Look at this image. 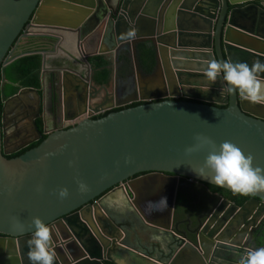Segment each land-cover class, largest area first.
Masks as SVG:
<instances>
[{"label": "water", "instance_id": "water-1", "mask_svg": "<svg viewBox=\"0 0 264 264\" xmlns=\"http://www.w3.org/2000/svg\"><path fill=\"white\" fill-rule=\"evenodd\" d=\"M21 37L34 39L35 45H56L75 67L92 57L109 61L128 45L138 86L116 106L143 103L97 120L90 117L102 105L81 106L70 128L61 124L45 132L38 146L8 159L31 141H19V148L9 152L6 117L17 113L24 120L26 113L19 112L17 101L22 104L21 97L27 102L32 95L33 106L26 111L37 118L44 96L38 88H23L5 97L2 77L0 264H29L34 217L50 227L55 264H239L252 250L236 240L244 208L223 200L191 229L174 231L170 224L179 181L231 192L191 170L203 164L208 152L186 153L197 134L217 146L235 144L253 157L254 166L264 168V104L243 100L238 93L220 95L223 81L210 85L203 77L213 59L249 65L264 61V0H0V66L39 55L43 88L47 60L59 66L57 54L13 53ZM73 43L79 56L68 48ZM139 44L154 51L153 71L143 77L137 71ZM57 66L74 81H61L62 93L77 92L76 83L88 80L75 68ZM259 75L264 78V73ZM27 119L39 135L34 120ZM78 181L87 184V192L79 190ZM61 188L68 189L66 198L58 196ZM164 189L171 195L168 212L158 219L143 216L139 204ZM249 197L264 206V192ZM14 219L22 231L13 230ZM142 230L161 236L167 253L156 256L136 245Z\"/></svg>", "mask_w": 264, "mask_h": 264}, {"label": "flooded vegetation", "instance_id": "flooded-vegetation-1", "mask_svg": "<svg viewBox=\"0 0 264 264\" xmlns=\"http://www.w3.org/2000/svg\"><path fill=\"white\" fill-rule=\"evenodd\" d=\"M19 41L20 44L17 47L14 46L11 48L13 53L22 54L32 50L40 51L43 54L56 53L58 57L57 62L61 66H57L55 64V60L48 58L47 70L45 71V86L43 88L40 85L37 87L40 89L39 94H41V97L42 94L44 96V98H41L40 101V113L37 118L34 117L35 114H33V111L30 114H27L26 111V109L33 106L34 99L32 95H30V99L27 102L22 97V104H20L21 100L17 101L19 112L22 111L27 114L23 115V118L25 117L24 120L22 119V121H20V117L17 119V113L10 117H6L5 125L7 126V134L5 137V143L7 148L10 150L9 152L19 148V145H17L19 141L25 139L31 141L29 145L11 153L7 157L28 148L38 141L44 140L47 136L45 132H51L52 130L57 129L61 124L63 129L70 128L78 119L77 116L82 110L81 106L84 107L85 105L88 106L91 104L92 108H96L102 105V109H98V111L94 112L90 117L91 119L97 120L111 112L129 108L133 104L139 103V105H141L143 103L133 102L127 106H116L118 103L121 101L124 102L123 100L131 96L138 86L136 74L132 71L133 55L128 45L121 46L117 50L116 55H113L108 61V64L104 66V68L110 70V77L106 83L99 84L96 82L95 78L97 77L98 72H100V69L103 67L97 68L91 62V59L94 57L89 58L88 62L84 61L82 65L75 67L72 63H68L69 61L63 51H56V45H53L52 47L51 43L48 42L35 45L33 42L34 39L26 40V38L22 37ZM92 44V42H89L87 45V51L92 50L90 47ZM82 47L84 48V45ZM68 48L73 54L79 56L80 49H78L79 46L77 47V44H70L68 45ZM138 56L137 46V71L140 74V77L149 75L144 73L139 66ZM56 66L59 68L64 66H68V68H75L79 73L86 75L88 80L86 83L79 80L78 82H81L79 83V86L76 83L78 89L77 92L68 91L62 93L61 81L72 82V80L71 77H69L64 71L56 69ZM41 73L42 71L40 66L38 80L41 77ZM72 83H74V81ZM21 89H23V87L18 88V90L12 95H6L5 97L11 98ZM54 97L58 98L55 100ZM90 98L92 101L89 103ZM73 104L78 106L76 110L72 109ZM0 107L2 109L1 103ZM29 117L34 120L39 135L32 130L30 125L27 124V118ZM218 189L219 190L213 191L209 185L198 182L186 183L184 181H179V187L174 199L173 217L170 224L171 229L174 231L184 232L186 229H191V227L197 226L198 221H205L204 218L202 219V216L211 210V206L219 208L222 205V201L226 200L238 208H244V211L241 215H239V218L243 221V223L239 227V239L236 240L241 242V245H245L246 249L264 247V206L254 203L252 198L249 196H241L233 194L230 191L220 188ZM161 197L166 198L168 205L167 208H165L164 205H157L155 203V201H158ZM154 198L152 200L154 202L152 205H149V201L139 204L141 213L148 219H154L156 216H163L170 208L171 195L169 189H164V191L160 192L159 196L155 199ZM122 207L123 204L121 203V208ZM156 207H160L163 210L155 211L154 209ZM225 210H227V208ZM156 219H158V217ZM259 236L261 237V240L258 238ZM188 237L191 238V235H188Z\"/></svg>", "mask_w": 264, "mask_h": 264}, {"label": "clouds", "instance_id": "clouds-1", "mask_svg": "<svg viewBox=\"0 0 264 264\" xmlns=\"http://www.w3.org/2000/svg\"><path fill=\"white\" fill-rule=\"evenodd\" d=\"M264 61L257 60L249 65L247 62H232L230 60H211L205 68L203 77L210 84L218 80L223 81L220 95L236 94L248 102L264 104ZM196 143L185 151L190 154L207 148L208 152L203 164L191 170L216 186L228 188L233 194L241 196L255 195L264 192V168L254 166L253 157L245 155L235 144L225 141L219 146L211 138L197 134ZM78 188L88 191L83 181H78ZM68 189L61 188L58 192L60 198L68 196ZM149 205L154 202L149 201ZM157 205L168 207L167 200L161 197L155 201ZM155 211H162L156 207ZM33 235L28 241L29 264H55L56 253L52 250V233L50 227L39 217L32 219ZM12 228L22 231L23 225L15 219ZM239 264H264V247L248 251L239 260Z\"/></svg>", "mask_w": 264, "mask_h": 264}, {"label": "trees", "instance_id": "trees-1", "mask_svg": "<svg viewBox=\"0 0 264 264\" xmlns=\"http://www.w3.org/2000/svg\"><path fill=\"white\" fill-rule=\"evenodd\" d=\"M138 60L139 66L146 74H151L154 68V51L152 48L148 47L145 44L138 45ZM91 62L98 68L103 67L98 72L97 77L95 78L96 82L99 84L106 83L110 77V70L104 68L108 64V61L102 59L101 57H94L91 59ZM41 66V57L39 55H30L22 57L6 67L0 66V83L2 77L5 79L3 85V94L12 95L15 93L18 88H37L39 86L38 73ZM138 104H133L131 107L138 106ZM130 108V107H129ZM41 141L34 143L28 148L7 157L8 159L17 157L26 151L39 145ZM213 190H219L218 188L209 185ZM105 264H111L105 262Z\"/></svg>", "mask_w": 264, "mask_h": 264}, {"label": "crops", "instance_id": "crops-1", "mask_svg": "<svg viewBox=\"0 0 264 264\" xmlns=\"http://www.w3.org/2000/svg\"><path fill=\"white\" fill-rule=\"evenodd\" d=\"M113 202L118 203L115 199ZM134 232H137L136 230ZM136 245H139L141 248L149 251L150 253H154L156 256L160 255V253L166 254L167 250L165 248V240L161 236H157L153 233L143 231L140 232L137 236Z\"/></svg>", "mask_w": 264, "mask_h": 264}, {"label": "bare ground", "instance_id": "bare-ground-1", "mask_svg": "<svg viewBox=\"0 0 264 264\" xmlns=\"http://www.w3.org/2000/svg\"><path fill=\"white\" fill-rule=\"evenodd\" d=\"M148 97H151V96L148 95L147 98H148Z\"/></svg>", "mask_w": 264, "mask_h": 264}]
</instances>
